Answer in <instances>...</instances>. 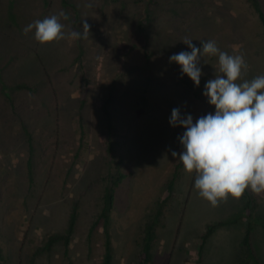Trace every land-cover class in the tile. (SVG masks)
I'll return each mask as SVG.
<instances>
[{
  "label": "rangeland",
  "instance_id": "374dc122",
  "mask_svg": "<svg viewBox=\"0 0 264 264\" xmlns=\"http://www.w3.org/2000/svg\"><path fill=\"white\" fill-rule=\"evenodd\" d=\"M61 11L64 39L41 44L34 29L25 34ZM186 40L242 55L245 80L264 75V26L250 0H0V264H102L99 215L117 171L127 176L111 213L114 264H141L145 231L175 172L152 263L256 264L243 247L244 217L201 246L209 223L243 214L250 201L251 244L264 264V193L213 206L171 155L184 131L170 125L172 109L194 120L214 112L203 91L220 75L218 56L201 59L199 87L182 75L169 57L190 51ZM76 206L69 246L50 243L67 234Z\"/></svg>",
  "mask_w": 264,
  "mask_h": 264
},
{
  "label": "clouds",
  "instance_id": "9594fccd",
  "mask_svg": "<svg viewBox=\"0 0 264 264\" xmlns=\"http://www.w3.org/2000/svg\"><path fill=\"white\" fill-rule=\"evenodd\" d=\"M61 17L67 19L66 13L36 20L24 32L34 29L35 40L41 44L62 40ZM83 27L86 35L89 25ZM184 43L190 51L169 57L182 75L199 87L204 75L200 62L205 56H218L220 75L208 80L203 91L214 112L194 120L191 114L172 109L170 125L184 131L178 137L182 150H173L171 155L179 157L187 173H195L194 188L213 206L229 196L239 199L246 190L264 193V75L243 79L248 68L244 57L221 51L214 41L201 42L202 47L191 40Z\"/></svg>",
  "mask_w": 264,
  "mask_h": 264
},
{
  "label": "trees",
  "instance_id": "16d2710c",
  "mask_svg": "<svg viewBox=\"0 0 264 264\" xmlns=\"http://www.w3.org/2000/svg\"><path fill=\"white\" fill-rule=\"evenodd\" d=\"M257 12L259 13V17L263 23L264 26V9L262 6V3L260 0H250ZM107 113H109L107 111ZM177 172H175V176L169 181V184L167 186L168 188V194L158 204V208L156 209V214L154 218V222L150 225H148L146 231H145V237H144V244L141 252V264H153L152 263V257H153V244L156 239V233H155V224L161 219L163 215V205L167 199L172 197L173 189H174V182L176 178ZM126 174L122 171H117V173L113 174L110 180V183L105 188L104 194H103V205L102 210L99 215V221H104V227H105V253L103 257L102 264H114V252L115 248L113 246V234L110 230V224H111V213L114 208V202H115V191L116 188L122 183V181L126 178ZM78 215V207L76 206L73 209V212L71 213L69 225L67 234L65 235H59L52 237L50 240V243H53L55 240L63 239L65 245L68 247L71 242V236L73 235L75 231V225H76V219ZM247 218L248 219V226L245 230L244 238H243V247H245V251L247 253V262L252 260L256 261L252 244H251V233H252V218H251V208H250V201L245 206V210L243 214L238 215L237 217H234L232 219L227 220H221L214 223H209L206 227V230L202 233V247L206 240L211 236V234L214 232L216 228L219 226H226L228 224H233L240 218ZM264 226V222H263Z\"/></svg>",
  "mask_w": 264,
  "mask_h": 264
}]
</instances>
